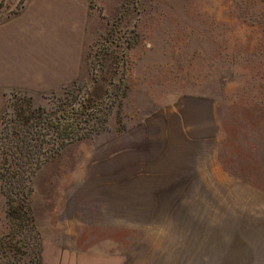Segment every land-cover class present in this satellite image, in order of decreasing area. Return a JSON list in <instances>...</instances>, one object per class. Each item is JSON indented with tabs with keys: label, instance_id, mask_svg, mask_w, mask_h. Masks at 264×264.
<instances>
[{
	"label": "crops",
	"instance_id": "1",
	"mask_svg": "<svg viewBox=\"0 0 264 264\" xmlns=\"http://www.w3.org/2000/svg\"><path fill=\"white\" fill-rule=\"evenodd\" d=\"M90 8L27 0L0 22V126L12 92L35 98L82 77ZM149 102L82 160L37 170L40 264H264V129L232 138L209 93L163 90ZM151 231L180 233L174 262L173 242L162 251L124 237Z\"/></svg>",
	"mask_w": 264,
	"mask_h": 264
},
{
	"label": "rangeland",
	"instance_id": "2",
	"mask_svg": "<svg viewBox=\"0 0 264 264\" xmlns=\"http://www.w3.org/2000/svg\"><path fill=\"white\" fill-rule=\"evenodd\" d=\"M26 1L0 0V22L21 11ZM90 7L83 75L78 79L82 89L69 94L72 84L35 98L12 92L0 126V145L7 125L13 129L15 95L31 98L33 107L51 112L58 98L78 99L90 85L117 89L120 80L121 93L113 102L108 128L69 144L49 161L83 158L87 145L96 147L115 138L118 124L133 112L151 110L150 95L163 90L213 95L219 126L232 138L243 139L237 131L244 129H264V0H90ZM108 102L112 100L105 99ZM3 146L1 189L6 172ZM7 200L0 209V264H40L41 231L37 224L35 230L31 224H14L7 215ZM124 237L149 241L162 251L164 241L173 242V262L179 251L174 242L180 239L178 232H126Z\"/></svg>",
	"mask_w": 264,
	"mask_h": 264
},
{
	"label": "trees",
	"instance_id": "3",
	"mask_svg": "<svg viewBox=\"0 0 264 264\" xmlns=\"http://www.w3.org/2000/svg\"><path fill=\"white\" fill-rule=\"evenodd\" d=\"M121 82L118 81L117 89L112 90L113 87L109 86L90 85L78 99L58 98L59 104L51 112L43 107H33L31 98L15 95V114L11 117L13 129L7 125L6 133L1 135L4 146L0 145L6 154V172L2 175L1 186L8 198L7 215L14 224H31V229L35 230L31 205L35 173L69 144L93 137L108 128L113 102L121 93ZM81 83L77 80L69 94L77 88L82 89ZM95 83L99 84L98 77H95ZM107 98L112 102L104 103Z\"/></svg>",
	"mask_w": 264,
	"mask_h": 264
}]
</instances>
